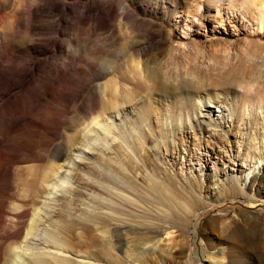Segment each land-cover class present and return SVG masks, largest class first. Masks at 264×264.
<instances>
[{"label": "bare ground", "instance_id": "1", "mask_svg": "<svg viewBox=\"0 0 264 264\" xmlns=\"http://www.w3.org/2000/svg\"><path fill=\"white\" fill-rule=\"evenodd\" d=\"M255 1L247 0L245 13H251L248 5ZM34 2H44L52 13H64L61 0ZM23 7L27 12L18 13L15 0H0V85L17 90L15 98L21 96L25 101L19 110H0V171L7 164L5 159L14 156L9 150L29 140L45 151L47 162L30 168L37 174L24 180L18 202L8 209L0 207L2 231L9 240L7 248L0 246V264H189L182 235L190 226L197 232L200 218L210 210L213 200L209 194L202 195L198 181L182 180L169 173L167 158L174 160L179 153L176 142L184 146L185 135H192L193 151L189 146L188 154L194 153L199 148L198 134L209 139L205 147L220 161L225 152L218 140L225 136L224 128L226 134L237 133L258 125L259 118L264 120V90L253 81L231 79V67L216 77L199 72L189 82H171L154 69L145 75L134 55L128 56L133 48L130 46L124 53L127 74L120 77L112 65L106 70L111 78L98 86L100 97L94 93L92 104H104L99 112L68 122L59 116L49 118L46 107L64 99L71 86H76L80 95L81 60L71 55L59 61L55 44L50 51H40L31 42H22L15 29L24 14L30 16L32 12L26 1ZM219 11L216 18H221ZM186 17L200 27L199 16L189 12ZM40 67L52 73L54 82L46 84L44 92L32 99L29 84L38 82L35 71ZM3 69L8 73L2 77ZM204 89L211 90L204 93L208 101H193ZM159 93L166 94L165 99L161 97L164 101L175 100L174 107H154L152 96ZM3 95L0 92V98ZM36 107L42 109L33 115ZM191 107L200 111L196 113ZM20 119L28 123L18 126L16 121ZM58 131L60 136L53 141L51 137ZM19 138L27 141L21 144ZM38 152H34L36 156ZM250 179V192L260 196L258 186L253 191L258 181H264V168L260 170L258 165L243 178L232 176L234 187L229 191L247 198L240 181L246 185ZM214 185L219 186L215 181ZM225 185L226 179L219 189ZM251 198L254 201L247 204L258 201ZM75 200L81 205L71 209ZM234 216L221 222L228 242L232 239L228 231L245 223ZM210 222L217 224L220 219ZM239 244L221 250L222 263L248 264L253 260L255 252ZM92 249H98L97 258ZM100 252L105 256L100 257ZM195 262L201 264L199 258Z\"/></svg>", "mask_w": 264, "mask_h": 264}, {"label": "rangeland", "instance_id": "2", "mask_svg": "<svg viewBox=\"0 0 264 264\" xmlns=\"http://www.w3.org/2000/svg\"><path fill=\"white\" fill-rule=\"evenodd\" d=\"M24 1L31 6L32 12L30 16L24 14L15 29L19 39L24 43L31 42L40 51H50L55 44V55L59 61L71 55L81 60L78 70L81 76L78 83L80 95L77 87L71 86L64 99H56V103H50L46 107L49 118L59 116L68 122L99 112L104 104L102 107L99 101L95 105L92 104L94 93L100 97L98 86L111 78L106 70L112 65L116 66L120 77L123 73L127 74L124 53L130 46L133 48L128 51V56L134 55L145 75L154 69L171 82L175 83V80L181 79L189 82L197 78L199 72L207 71L211 77H216L231 67L234 69L231 79L253 81L264 90V0L249 4L250 14L245 13L247 0H221L220 3L217 0H61L64 13L60 15L50 12L44 2L34 0H15L18 13L27 12V7H23ZM45 2L47 3V0ZM218 10L221 18L215 17ZM86 11H89L88 15H85ZM189 12L200 17V27L186 17ZM3 70L2 77L8 73ZM35 76L38 82L32 84V81L29 84L32 99L44 92L46 84L54 82V76L45 67L38 68ZM8 80L12 83V79ZM207 83L204 82V85L208 86ZM6 86L0 85V92H4L0 98V110H3V107L19 110V106H23L25 101L21 96L15 98L17 90ZM208 92L211 90L204 89L200 98L194 97L193 101L207 102L204 93ZM159 94L152 96L154 107L174 105L175 100L169 98L164 101L166 94ZM177 96L179 94H174V97ZM30 102L32 104L33 100ZM40 108L42 109L36 107L33 115L41 110ZM191 108L196 109V113L200 111L199 107ZM16 122L18 126L28 123L21 119ZM257 122L259 126L252 124V127L255 125L253 128L249 125V130L244 129L237 133L226 134L227 128H224L225 136L218 140V145H223L225 152L220 161L216 159L213 150L205 147V140L209 139L198 134L196 135L199 148H196L194 153L188 154L189 146L190 151H193L192 135H185L184 146L179 141L176 142L179 153L174 155V160L167 158L166 168L169 173L182 180L198 181V187L202 184V195L206 197L209 194L213 200L210 210L201 216L197 232L190 226L189 232L182 235L189 264H196L197 258L201 264H224L221 262V250L232 244L240 246L239 243L241 247L249 248L256 254L252 255L251 262L247 261L248 264H264V181H258L253 187V191L257 186L260 188L261 194L257 195L258 197L254 195L255 192L251 193V189L249 190L251 179L246 185L240 181L247 198L239 192L232 195L233 191H229L234 187L231 183L232 176L243 178L257 165L260 170L264 168V120L259 118ZM58 133L59 131L52 135L53 141L60 136ZM22 140L27 141L19 138L17 142L23 144ZM30 141L32 142L29 140L25 145L14 146L9 150L14 156L5 159L7 164L0 171V207L3 206L4 209H8L11 203L18 202L17 195L21 193L24 180L37 174L30 168L36 165L44 166L47 162L45 151L39 148L37 157L35 153L39 150ZM225 179L224 189H219ZM214 181L219 186L214 185ZM212 188L214 190H211ZM251 195L258 201L247 204L254 201ZM86 200L85 202H89ZM72 203L71 209L81 205V201L77 203L75 200ZM244 210L250 213L244 214ZM228 216L245 220L239 227L233 226L231 232L228 231L229 236H232L229 242L228 234L221 230V222ZM212 218H219L220 222L212 224ZM2 230L4 231L1 226L0 246L4 249L7 248L9 240ZM173 237H177L175 230ZM92 251L97 258L98 249ZM104 256L100 252V257Z\"/></svg>", "mask_w": 264, "mask_h": 264}]
</instances>
